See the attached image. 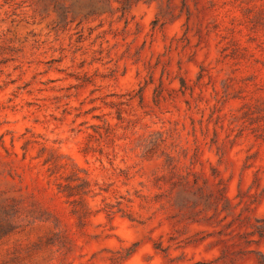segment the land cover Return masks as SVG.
Segmentation results:
<instances>
[{
    "label": "rangeland",
    "instance_id": "rangeland-1",
    "mask_svg": "<svg viewBox=\"0 0 264 264\" xmlns=\"http://www.w3.org/2000/svg\"><path fill=\"white\" fill-rule=\"evenodd\" d=\"M0 264H264V0H0Z\"/></svg>",
    "mask_w": 264,
    "mask_h": 264
},
{
    "label": "trees",
    "instance_id": "trees-1",
    "mask_svg": "<svg viewBox=\"0 0 264 264\" xmlns=\"http://www.w3.org/2000/svg\"><path fill=\"white\" fill-rule=\"evenodd\" d=\"M71 180H74L76 184H78V189L80 192H84L88 189L89 186V180L86 176L82 175L79 171V168L76 167L73 171V175L71 177ZM68 187H71L68 185ZM63 192L67 193L66 191L62 190Z\"/></svg>",
    "mask_w": 264,
    "mask_h": 264
}]
</instances>
